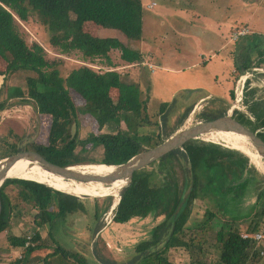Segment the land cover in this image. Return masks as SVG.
<instances>
[{"label":"trees","instance_id":"1","mask_svg":"<svg viewBox=\"0 0 264 264\" xmlns=\"http://www.w3.org/2000/svg\"><path fill=\"white\" fill-rule=\"evenodd\" d=\"M16 17L25 22L38 20L50 34L49 45L60 49L62 53L79 51L85 60L106 59L112 64L109 54L118 50L121 59L129 65L134 66L142 60L139 51L124 45L119 39L96 37L84 31V25L92 22L123 33L130 42L140 41L142 0H0V77L3 79V87L0 88V124L7 128L0 129V156L20 141L19 135L1 121L2 113L13 101L30 105L39 117L52 122L46 143H31L29 147L62 167L121 165L169 139L155 131H148L147 134L139 132L134 136L123 128L125 122L129 121L123 118L126 114L134 116L138 130L151 125L147 101L142 99L139 84L127 80L126 75L117 71L97 73L89 67H80L64 75L56 62L47 59L41 45L27 44ZM23 72L33 74L26 78V86L8 87L10 79ZM251 85L252 75L245 82L241 101L243 110L236 109L233 117L253 131H264V102L256 101L257 85ZM113 90L118 91L115 102L111 97ZM71 92H75L84 103L78 105ZM160 108L161 115L167 106L163 103ZM88 112L100 115L98 132L90 131L81 137L79 115ZM208 120L212 118L203 119ZM112 121L116 122L117 131L103 132ZM259 135L264 140V136ZM97 147H102L100 155L88 158L90 148ZM171 157L182 165L183 179L178 178L175 167L169 164L164 175L165 181L161 185L154 184L156 171L153 163L137 171L132 182L120 192L119 203L112 214L113 223L124 224L138 219L148 220L154 225L149 240L138 243L131 260L125 264H175L171 251L181 245L186 246L191 264H199L204 255V240L202 243L200 236L206 238V243L209 242L206 236L212 229H206V224L215 214L207 211L204 222L194 227L188 224L198 190L203 187L204 191H208L211 187L214 191H225V197L239 184L247 189L249 183L254 181L246 173L250 164L248 155L201 141L200 137L162 157L160 162ZM253 169L258 170L256 167ZM259 172L264 179V172ZM9 187L20 188L18 197L21 202L37 212L33 220L36 225L32 236L34 246L25 248L26 238L11 234L12 221L17 220L13 215L17 207L11 203ZM67 192L82 194L81 191ZM0 194L3 201L0 239L7 234L9 243L13 247L22 248L23 254L21 259L16 258L10 264H25L31 254L43 247L40 234L43 226L51 225L70 211L84 210L78 197L35 181L9 178L2 185ZM109 201L112 199L109 198ZM223 217L224 227L215 232L213 239L219 251L217 264H258L264 256L261 255L262 250L254 249L256 242L244 239L242 235L264 231V226L261 228L264 224V190L257 195L248 216L242 221L237 217L228 219L226 213H223ZM243 225L245 230L241 229ZM60 252L66 256L70 254L62 249L55 253ZM76 264L87 263L79 261Z\"/></svg>","mask_w":264,"mask_h":264},{"label":"rangeland","instance_id":"2","mask_svg":"<svg viewBox=\"0 0 264 264\" xmlns=\"http://www.w3.org/2000/svg\"><path fill=\"white\" fill-rule=\"evenodd\" d=\"M142 4V44L145 46L143 49L144 55H142L140 63L130 67L121 62L120 51H114L110 54L111 59L115 63L112 68L106 66L107 62L105 59L85 60L79 51L67 54L62 53L60 49L49 45L50 34L38 20L30 19L25 22L18 17H16V20L21 35L27 44L29 46L33 43L41 45L46 51L47 59L56 62L64 75H68L72 70L80 67H89L96 72L118 69L121 75L127 76V80L139 84L143 93L142 99L147 101V114L151 125L148 127L144 126L141 130H138L135 126V120H133L135 119L133 118L134 116L126 114L123 118L129 119V121L125 122L123 128L125 127V131L134 136L136 133L139 134V132L147 134L148 131H155L160 133L163 138H170L181 130L203 122L205 117L216 119L224 114H229L233 107L239 108L240 111L243 110L241 104H236V95L232 96L231 92L234 91V94H236L237 85L240 86V82L248 79V70L250 71L255 67L264 69V37L259 38L261 41L248 38L252 37L251 35H255L254 32L256 34L257 32L264 33V0H142ZM154 4H156L154 8L148 9ZM225 23H228L231 28H229V35L224 41V30L221 26ZM219 26L221 31H219ZM244 26H248L254 32H250ZM239 30H246L247 32L244 31L247 33L246 36H242L237 41H231L229 36H233V33ZM84 31L96 37L119 38L128 47H132L137 43L130 42L119 31L108 30L92 22L84 25ZM226 41L231 42L230 47L221 48ZM227 56L229 59L222 62V57ZM145 58L148 61L151 60L156 66L155 73L152 74L148 70H143V67H150ZM30 75L33 74L28 72L15 74L8 82V87H25L26 78ZM235 76L239 78L236 79L234 78ZM256 85L257 88L263 89L262 91L258 89L261 91L258 98L263 100L261 97L264 96V79L257 80ZM1 87H3V79L0 77ZM71 93L78 105L84 103L75 92ZM111 97L115 102L118 98V91L113 90ZM2 98L5 99V97ZM200 99L202 100L200 101ZM222 99L227 102H223ZM163 103L166 104L167 108L160 115V107ZM193 108L194 111L191 114ZM99 119L100 115H93L89 112L80 114L81 137H84L90 131L98 132ZM1 121L19 135L20 141L17 143L19 147L29 146L31 143L35 145L46 143L52 123L50 120L39 117L33 107L19 101L9 103L8 109L1 115ZM0 129L6 130L7 128L1 127L0 124ZM117 129L116 122L112 121L103 132L115 133ZM258 131L264 136V131ZM210 137L211 135L208 134L201 136L200 139L207 143H213L209 141ZM214 137L224 139L226 135H214ZM215 144L228 148L224 142ZM90 150L87 157L92 159L100 155L102 147L90 148ZM240 151L246 153V155L248 154L246 149ZM248 157L250 158V164L246 173L253 177L254 181L251 184L249 183L247 189H245L246 187L243 184H239L234 188V191L228 192L225 197V191H214L211 187L208 191H204L203 187L198 190V196L192 206L191 219L188 224L194 227L204 222L207 211L215 214V217L206 224V229H212L209 230L206 236L209 242L206 243V238L200 236L202 243L204 240V255L199 264L218 263L219 251L213 239L215 232L224 227L223 221L225 217H223V213L227 214L228 219L237 217V219L239 218L242 221L243 218L248 216L250 208L256 202L257 195L264 190V179L260 175L261 172H259V170L264 172L263 165L256 164L254 158ZM169 164L171 167L172 165L175 167L178 178L183 179L184 171L182 165L171 157L162 162L160 160L155 162L153 166L156 171L153 177L154 184L161 185L165 181L164 175L167 173ZM254 167L258 170L254 171ZM189 169L188 166V176ZM236 177L237 175L235 179H237ZM18 179L35 181L24 178ZM202 182L206 184L205 180H202ZM42 184L51 187L46 183ZM211 186L213 187L214 185ZM19 189L18 187H9L8 194L12 200V205L17 207L15 210L17 218L19 216L25 217L30 213L28 218L25 217L27 227L25 226V230L24 228L21 229V234L22 237L29 235L32 237L36 227L33 223L35 213L32 212L31 206L21 202L18 197ZM99 191L100 194H97ZM81 192L84 196H81L80 199H85V201L88 200L87 198H99L105 201H108L109 198L112 199L107 212L103 213L105 215L104 223L106 224V229H108V239L102 236L100 238L102 241H98L97 245H95L96 248H93V240H91V244L76 243L74 236L79 228H75L74 225L70 226L67 223L68 220L60 218L52 224L51 229L49 228L48 230L45 226L41 228L44 237L42 243L48 248L47 250L39 251V253H55L58 248L70 252L71 255L69 254V256L61 252L50 255L47 258L50 264H76V262L79 263L81 258L89 260L86 261L87 264H99L96 258L100 253L109 261H114L113 263H128L131 260V254L134 255L133 248L135 243L149 240L154 225H151L148 220L141 221L138 219H134L127 224L124 223L122 226L110 221L111 216H109V213L119 199L120 192H114L109 186H101ZM89 193L91 195H99V197H92ZM68 194L74 195L72 193ZM236 194H238V199L235 200ZM91 207V205H88V209ZM92 220L93 223L95 219L93 218ZM84 222L89 223V220H84ZM263 226L264 224L261 228ZM226 228H229V226ZM242 228L245 230V225L241 226ZM71 230L75 232H71ZM244 230H242L243 233ZM48 232H50V236L47 234ZM6 235L4 234L1 238L0 253L4 250L3 246L7 244ZM178 247L171 251L174 255V263L191 264L190 254L186 246L181 245ZM257 248L264 252V231L261 233V239L258 244L256 243L254 247V249ZM17 252H19V255L15 258L10 257L16 253V248L10 247V251L7 254L9 258L0 257V264H10L14 259H19L22 253L21 250ZM21 256L23 257V255ZM258 264H264V256L259 259Z\"/></svg>","mask_w":264,"mask_h":264},{"label":"water","instance_id":"3","mask_svg":"<svg viewBox=\"0 0 264 264\" xmlns=\"http://www.w3.org/2000/svg\"><path fill=\"white\" fill-rule=\"evenodd\" d=\"M236 107H233L229 114L223 115L216 119L199 122L189 128L181 130L174 136L170 137L160 145L148 149L145 152L137 154L128 162L116 165L105 166L112 168V171L105 175H82L79 170H75L76 167H62L52 163L38 151L30 148L29 146L19 147L15 146L8 149L4 154L0 156V189L4 182L9 178L4 175L5 168L11 157L17 155L18 157H26L35 163H38L48 173L60 177L63 180L72 182L74 184H102L112 185L115 184L114 189H119L121 192L127 187L133 180L134 174L159 161L162 157L169 153L182 148L187 142L198 139L201 136L223 132L234 133L246 139L254 147L262 161L264 162V140L259 135L258 131H253L248 126L234 119V111ZM75 168V169H74ZM90 194V193H89ZM100 194V191L97 193ZM91 195V194H90ZM92 197H99V195H91ZM3 213V201L0 194V218Z\"/></svg>","mask_w":264,"mask_h":264},{"label":"crops","instance_id":"4","mask_svg":"<svg viewBox=\"0 0 264 264\" xmlns=\"http://www.w3.org/2000/svg\"><path fill=\"white\" fill-rule=\"evenodd\" d=\"M155 6H156V4H155ZM154 6V7H155ZM153 7V8H154ZM148 9H150L149 7H148ZM152 9V8H151ZM222 28H223V37H224V41H225V39H226V37H228V33H229V28H231V26L228 24V23H225V24H222V26H221ZM241 27V26H240ZM226 28V29H225ZM244 28H247L250 32H254L253 30H251L248 26H244ZM219 29H220V26H219ZM219 31H221V29L219 30ZM254 34L255 35H251L252 37H248V38H250V39H253V40H255V39H257L258 41H261L259 38L261 37H264V33H261V32H257V34L254 32ZM254 36H256V37H254ZM258 36V37H257ZM260 36V37H259ZM101 37V36H100ZM107 38V37H106ZM114 38V37H113ZM247 38V39H248ZM119 39V38H118ZM230 43L231 42H229V41H226L223 45H222V47L221 48H224V49H226L227 47H230ZM144 45L142 44V39L140 40V41H137V43L135 44V45H133L132 47H130L131 49H133V50H137V51H139L142 55H144V51H143V49H144ZM114 51H118V50H114ZM114 51H112V52H114ZM111 52V53H112ZM110 53V54H111ZM110 54H109V57H110V60H111V63L112 64H109L108 63V61L106 60V62H107V64H106V66L107 67H114L115 66V63H114V61L111 59V56H110ZM150 57H151V54H150ZM98 59V58H97ZM229 58H228V56L227 57H222V62L223 61H226V60H228ZM94 60H96V59H94ZM102 60V59H101ZM120 60H121V62L123 63V64H126L127 66H131V65H129L127 62H125L124 60H122L121 59V55H120ZM145 60L150 64L149 66H151V67H143V70H148V71H150V73H155V70H156V66L151 62V60H149L148 61V59H146L145 58ZM92 69V68H91ZM117 70V72L118 73H120L119 71H118V69H116ZM116 70H113V71H116ZM107 71H111V70H106L105 72H107ZM96 72V71H95ZM97 73H104V72H97ZM237 73V72H236ZM236 73H234L235 75H236ZM247 74H249V75H252V85H254L255 83H257V80H259V79H261V80H263L264 79V69H262V68H259V67H255V68H252L250 71L248 70V73ZM123 75V74H122ZM234 78H236V76L234 77ZM239 77L237 76V78L236 79H238ZM263 83V82H262ZM252 85H251V87H252ZM237 87H238V85H237ZM256 89H257V99H256V101H264V96L263 97H261V98H263V100L262 99H259L258 97H260V96H258L259 94H261V91L263 90V89H261V88H257V86H256ZM258 89H260L261 91H259ZM141 90V89H140ZM231 94L233 95L234 94V91H232L231 92ZM235 95V94H234ZM143 96V95H142ZM202 99H200V101H201ZM223 100V99H222ZM225 100V99H224ZM223 100V102H227L226 100L224 101ZM195 107V106H194ZM193 111H194V108L192 109V111H191V114H193ZM231 111V110H230ZM190 114V115H191ZM189 115V116H190ZM225 115V114H224ZM187 121V120H186ZM259 132V131H258ZM68 194V193H67ZM75 196V195H74ZM76 197H78V196H76ZM79 199H78V202L79 203H81L83 206H84V210H78V211H70V212H68L66 215H64V217H63V220H68V224L71 226H73L74 225V227L75 228H79L78 230H76L77 232H75V231H73V230H71V232H75V242L76 243H79L80 242V244L81 243H86V244H91V240H93V248H96V246L95 245H97V243H98V241L100 240V241H102L100 238L102 237V236H104L106 239H108V234H107V232H108V229H106V224L104 223V221H105V215L103 214V213H106L107 212V209L109 208V205H110V201L108 200V201H105V200H103V199H99V198H97V199H89V198H87L88 200H86L85 201V199L83 200V199H80V197H78ZM88 202V203H87ZM88 205H91L92 207L91 208H89L88 209ZM98 208H101V209H98ZM106 211V212H105ZM32 212H34L35 214V216H36V211L35 210H32ZM18 214V213H17ZM16 218H17V215H16V211H14V214H13ZM33 215V216H34ZM19 216V215H18ZM30 216V213H28L25 217H29ZM25 217H18L17 218V220L16 221H12V224H13V228H12V232H11V234H13L14 236H16V237H18V236H20V234H21V229H23L24 228V230H25V228L27 227V222H25L26 221V219H25ZM94 218L95 219V221L92 223V219ZM60 218H58L57 220H59ZM84 220H89V223L88 222H84ZM102 220V221H101ZM56 221V220H55ZM130 221H132V220H130ZM129 221V222H130ZM129 222H127V223H129ZM54 223V222H53ZM52 223V224H53ZM126 223V224H127ZM52 224L50 225V224H48V225H45V227H47V229L49 230V228L51 229V227H52ZM77 225V226H76ZM79 225V226H78ZM121 226L123 225V224H120ZM26 226V227H25ZM40 234H41V240H43L44 239V237H43V231L40 229ZM47 234H49V236H50V232H48ZM22 235V234H21ZM2 239H0V241H1ZM138 244V242H136L135 243V245H134V248H135V246ZM4 247V250L0 253V257H2V258H9V257H7V254L9 253V251H10V247H13L10 243H9V241L7 240V244H5V246H3ZM16 248V247H15ZM47 246H45V245H43V247L41 248V249H39V250H37L36 252H34L33 254H31L30 255V257L26 260V263L25 264H50V261H49V259H47L50 255H52V254H55L54 252L53 253H43V254H40L39 253V251H41V250H43V249H46L47 250ZM90 248V247H89ZM134 248H133V251H134ZM22 248H16V253L14 254V255H12V256H10V257H12V258H15L17 255H19V252H17V251H20ZM58 249H61V248H58ZM91 249H92V247H91ZM98 249V248H97ZM63 250V249H62ZM98 250H100V249H98ZM22 252V251H21ZM23 255V254H22ZM71 255V254H70ZM133 254H131V256H132ZM69 256V255H68ZM132 258V257H131ZM97 260H98V262H99V264H116V263H113L114 261H109L106 257H103L102 255H101V253H100V255H98L97 256V258H96ZM83 260V261H82ZM79 261L81 262H86V261H89V260H84V259H79ZM87 263V262H86ZM120 264H122V263H120Z\"/></svg>","mask_w":264,"mask_h":264},{"label":"bare ground","instance_id":"5","mask_svg":"<svg viewBox=\"0 0 264 264\" xmlns=\"http://www.w3.org/2000/svg\"><path fill=\"white\" fill-rule=\"evenodd\" d=\"M209 135H219V136L226 135V138L224 139L214 137L215 139H212V140L215 142L220 140L224 142L226 146L230 149H235L239 151L246 149L248 153L247 155L250 156L251 158H254L256 161L255 163L261 166L263 165V168H264V162L262 161V159L260 158L256 150L254 149V147L251 145L250 142H248L243 137L236 135L234 133H223V132H218V133L209 134ZM241 139L245 141L246 143H248L250 146L245 144ZM75 170H79V172L82 175H105L109 173L110 171H112V168H107L102 165H98V166H80V167H76ZM4 175L7 177H18V178H24V179L30 178V180H35L41 183H46L55 189L65 191V192L84 191V190L94 189V188L101 187V186L102 187L109 186L110 188L114 190V192L115 191L118 192L120 189V188L114 189L116 187L115 184H112V185L74 184L72 182L63 180L60 177H57V176H54L48 173L47 171L42 169V167L38 165V163H35L32 160L26 157H23V156L18 157L17 155L11 157V159L7 163ZM25 176L29 178H25ZM75 196L81 197L84 195L80 194V195H75Z\"/></svg>","mask_w":264,"mask_h":264},{"label":"built area","instance_id":"6","mask_svg":"<svg viewBox=\"0 0 264 264\" xmlns=\"http://www.w3.org/2000/svg\"><path fill=\"white\" fill-rule=\"evenodd\" d=\"M155 6V4L149 8H153ZM246 30H239V31H236L235 33H233V36H229V39L231 41H237L239 40L242 36H246V32H244ZM151 67V66H150ZM251 75H248L247 78H249ZM245 82H246V79H244L242 82H240V86L237 87V92H236V98H237V103L236 104H241V101H242V98H243V94H244V88H245ZM236 109H239L236 107ZM235 109V110H236ZM212 139H215L214 138V135H211L209 141L213 142V144L215 143H220L222 141L218 140V141H213ZM120 198V197H119ZM119 201V199L117 200V202ZM116 208V205H114L113 209L110 211L109 213V216H111V220L112 221V214H113V211L115 210ZM242 237L244 239H252V241L256 242L258 244L259 240L261 239V233H254L253 235H249V234H243ZM26 238V243H25V248H28L30 246H34V243L32 242V237L29 235L27 237H24ZM261 255H264V252H261ZM22 256L20 255L19 256V259H21Z\"/></svg>","mask_w":264,"mask_h":264},{"label":"clouds","instance_id":"7","mask_svg":"<svg viewBox=\"0 0 264 264\" xmlns=\"http://www.w3.org/2000/svg\"><path fill=\"white\" fill-rule=\"evenodd\" d=\"M119 200H120V198H119ZM118 203H119V201L115 203L116 207H117Z\"/></svg>","mask_w":264,"mask_h":264}]
</instances>
